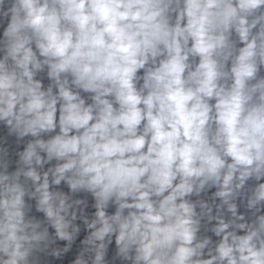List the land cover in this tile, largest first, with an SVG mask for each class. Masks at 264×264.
<instances>
[{"label":"clouds","instance_id":"9594fccd","mask_svg":"<svg viewBox=\"0 0 264 264\" xmlns=\"http://www.w3.org/2000/svg\"><path fill=\"white\" fill-rule=\"evenodd\" d=\"M0 264H264V0H0Z\"/></svg>","mask_w":264,"mask_h":264}]
</instances>
